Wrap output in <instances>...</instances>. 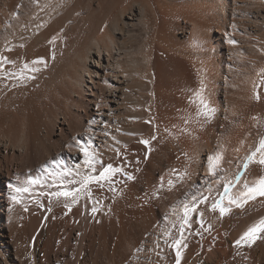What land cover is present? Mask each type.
I'll use <instances>...</instances> for the list:
<instances>
[{"label": "bare ground", "instance_id": "obj_1", "mask_svg": "<svg viewBox=\"0 0 264 264\" xmlns=\"http://www.w3.org/2000/svg\"><path fill=\"white\" fill-rule=\"evenodd\" d=\"M238 1L246 3L245 0H0V54L16 61V65L21 67L23 63H30L40 57H43L47 63V67L42 64L38 65L41 70L34 74L35 80L20 82V86L18 80L9 79L0 73V224L4 227L5 216L9 222L5 225L9 227V233L7 234L4 228L0 231V264H15V258L21 261L26 255L24 253L26 251H23L22 246H19V240L16 239L22 235L17 233L18 224H14L12 220V218H16L17 213L15 212L16 216L13 217L14 212H10V210L17 211V209H10L13 206L17 208L15 203L10 206L11 192L13 191V187L10 185H17V183L22 182L21 180H27V176L29 177L27 171L32 173L38 161L45 157L40 154L43 152L41 148L46 150L45 153H48V159L53 154L61 152L71 155L73 161L80 163H86V158L78 145L83 144L88 149L89 158L93 155L97 156L99 149L106 148L104 151L101 149V151L106 152L107 163L105 164L111 163L114 166L124 168V172L135 177L129 181L131 183L132 181L133 183L137 182L138 187L143 188L139 183L142 182L141 179L143 178L148 179L146 178L148 174L145 176L148 171L145 169L147 165L144 168L145 173L143 168L141 169V173H144L143 178H141L142 175H140L139 170L141 167H138L137 160H134V157L128 160L125 156L126 150L113 149L114 144L124 149L123 140L124 144L126 141L138 142L137 134L140 132L139 130H142V125L145 126L146 123H135L137 121L135 118H140L142 115L144 121H151V123L147 125V122L146 131L145 133L141 132L143 134L140 139L151 138L153 135L157 137L150 144L156 148V151L153 150L154 153H152L156 155L157 159L155 158V161L150 163L155 164L157 162L158 166L155 164V167H159L160 171H163L161 177L157 175L159 177L157 181L155 175L149 173L151 174V180L149 178L151 182L147 183L148 186H144L146 188H143L144 191L142 190V192L136 187L135 189L139 191L136 194L134 193L135 189L134 192L132 189L130 190V184L126 185L128 186L126 191L130 190L125 193L128 198V206L127 203H122L123 200H126L123 197L125 186L124 189L122 188L121 193L123 195L118 194L123 197L121 203L129 207L130 215L127 214L128 212H124L127 211V208L122 207L123 205H119L123 208L122 210L120 207V209H116L123 211L124 214L116 213L117 210H114L115 216L110 214L115 208L110 213V208L106 209L109 206H107L104 197L105 191L103 192L104 196L101 193V198H93L89 201V205L86 204L89 206L88 208L92 206L93 201H96L99 208L97 215L100 216L103 211L109 210L103 214L105 216L110 214L106 216L107 220L105 219L110 224L114 221L110 222L109 217L111 215L113 217L119 216V221V218L121 219L122 216L124 218L127 214L129 218H134V223L137 219L136 221L139 222L140 226H151L153 222L158 221L159 216L163 219L167 217L170 206L168 205L167 208L166 197H174L173 186H170L168 181H173L175 176L177 177L185 171L187 175L183 178L186 179L182 180L186 183L188 180L190 184L192 182L204 184L209 177L215 178L213 184L208 181L212 184L210 186L213 191L207 185L208 190H211L212 193L210 200L212 198L219 199L223 195L224 185L229 178L234 176L240 160L258 144L260 137L264 136V85L259 83L261 79L260 70L264 69V64H262L264 54L263 60L259 57L261 54L258 56L262 63L256 61V64L260 63L257 67L255 64H251V66H255L252 67L253 70L249 66L251 60H249V64L246 61L250 58L244 57V52L231 42L235 29H238L233 23L234 6H237ZM250 3L258 7L257 14L264 19V13L260 10L263 2L251 0ZM194 37L198 38L199 47L197 48L191 47V41ZM3 71H17V67L12 64H5ZM245 71H247L246 74H244ZM202 79L207 85L206 94L209 96L211 104L216 108L214 117L206 123L197 122L196 110L198 105L190 102L195 100L193 93L199 89ZM15 83L16 85L18 83V87L12 86ZM257 92L261 96L260 100L255 99ZM12 96L15 97L12 99ZM144 104H147L146 113L143 111L144 107L142 108ZM93 118L97 121L95 125L90 123ZM141 120L138 121L141 122ZM185 121L189 123H185ZM125 125H129V129H126L127 126ZM123 130H130L134 133L127 131L121 133ZM53 136L57 138L54 139ZM132 145L134 144L129 145L127 150L134 153L138 146L135 145V147L137 146L136 149ZM138 150L140 151V149ZM139 151L135 152L134 155L131 153L132 156H135L136 153L139 154ZM218 151L222 152L223 158L220 166L213 174L209 171L208 157ZM130 152L127 154L131 157ZM152 153L150 157H153ZM140 154L144 155V152ZM145 162L147 164V160ZM78 166L76 169L79 168ZM58 167L57 170H59ZM97 169L99 168L97 167ZM261 175H264V167L258 164L249 165L241 183L229 191V196L235 197L244 190V179L253 182ZM17 177H19V182ZM115 177V184L118 181L121 183V180L125 178L119 173ZM127 181L122 180L124 184ZM183 181L180 182L181 184L176 182L175 184L180 185L179 188H183L185 186H181ZM123 183L120 186L123 187ZM117 184L116 189L120 191ZM153 185L156 187L160 185L161 192L167 195L162 196L163 194L157 188L161 195L158 192L155 198L154 195L157 190L154 189L156 187ZM161 185L163 186L161 187ZM176 185H174V191L178 190ZM113 187L115 189L114 185ZM105 188L108 190L109 185ZM181 191L178 190L177 192L180 193ZM203 192L205 193V191ZM158 194L162 198L164 197V201ZM177 195L175 194L176 197H179ZM107 197L109 195H106ZM176 197L175 199H177ZM175 199H172L173 202ZM111 201L118 207L119 201L116 203L113 198ZM161 201L166 204L163 205L164 203L162 204ZM225 204H227V200H225ZM83 207L84 205L81 208ZM199 207L204 213L203 219H206L207 222L211 221L214 226L212 225L210 230L205 231L210 222L205 221L204 227L201 228L198 225L197 217L195 214L193 215L191 228L185 230L188 244L186 251L189 256L182 253V255H186L183 256L184 261H187L191 255L193 257L199 249L210 248L208 251L212 249L219 255V264H263L264 243L257 241L251 248H247L234 246V241L264 217V197L258 196L256 200L248 201L243 207L232 205L230 212L223 216L220 215L219 209L212 211L208 202ZM77 209L75 210L77 211ZM88 210H86L88 213L85 211L86 221L84 219L81 223L98 217L97 215L90 217L92 216L89 213L91 208ZM82 212L81 215H83ZM119 213L122 214L121 217ZM101 216L98 217V220H94L97 224L93 222V219L92 222L90 221L96 226H92L89 221L86 224H90L91 228L96 230L100 225L97 221L102 218ZM113 219L117 221V218ZM174 219L175 223L171 221L172 224L169 223V225L171 227V225L177 224V228L173 229L175 230L173 233L177 235L179 218L175 217ZM123 220L121 219L122 222H124ZM130 220L132 219H129L128 222ZM166 222L168 221L166 220ZM68 224L70 225V223ZM113 224L111 226L118 225V223ZM50 225L54 226V224ZM75 225L78 226V224ZM87 226L84 227L86 230ZM142 226L141 230L144 229ZM101 227L98 228L101 229L98 234L102 233ZM119 227L121 230L118 229V235L119 230L123 233L128 231L123 229L122 225ZM155 227H158V224ZM91 228L89 231H93ZM195 228L199 229L202 235H196L197 230L195 231ZM155 229L152 232H155ZM17 230L19 231V229ZM86 230L79 233L86 234ZM65 232L68 233L69 231ZM48 234L50 235V233ZM33 235L32 239L35 237ZM98 236L96 235V237ZM22 239L25 243L24 238ZM80 239L83 240V238ZM20 242L22 243V241ZM67 244L70 243L66 241ZM29 246L31 245L29 244ZM183 250L185 251V249ZM257 251L259 252L258 255H256ZM89 252L91 251L89 250ZM77 256L79 257V255ZM124 260L123 263L126 261ZM159 263H161L160 260ZM113 264L118 263L114 262Z\"/></svg>", "mask_w": 264, "mask_h": 264}, {"label": "rangeland", "instance_id": "obj_2", "mask_svg": "<svg viewBox=\"0 0 264 264\" xmlns=\"http://www.w3.org/2000/svg\"><path fill=\"white\" fill-rule=\"evenodd\" d=\"M246 1V3H240L239 1H238V3H237V6H234V15H233V23L235 24V27L236 28H238V29H235V30H233V31H235V33H234V37L233 36H231V37H233L232 39L233 40H235L236 41V43H234V45H235V47H238L242 52H244V54H243V56L244 57H246V58H250V59H248V60H246V61H248L247 63L249 64L250 62H249V60H251V63L249 64V66L252 68H254L255 66L254 65H252L251 66V64H255L256 65V67L260 64V63H262V64H264V58H263V54H264V19H262V18H260L259 17V14H257L258 12V7H255V5L253 4V3H250V1L251 0H245ZM262 2H263V5H262V8H260V10H261V12L262 13H264V0H261ZM254 5V6H253ZM253 6V7H252ZM259 18L258 20L256 19V18ZM256 19V20H255ZM258 24V25H257ZM259 28H258V27ZM247 29V30H246ZM239 30V31H238ZM244 30V31H243ZM247 31V32H246ZM241 32V33H240ZM246 32V33H245ZM235 35H236V37H235ZM248 36V37H247ZM250 37V38H249ZM243 39V40H242ZM249 39V40H248ZM138 43V42H137ZM239 44V45H238ZM238 45V46H237ZM262 52V53H261ZM261 54V56H259ZM249 55V57H247ZM261 58V60H263L262 62H261V60H260V58ZM254 58H256V59H254ZM263 58V59H262ZM245 59V58H244ZM258 59V60H257ZM256 61L258 62H260L259 64L257 63L256 64ZM251 68H249V69H251ZM252 68V69H253ZM256 69V68H255ZM254 70V69H253ZM246 72L247 71H245V73L244 74H246ZM248 74V73H247ZM16 84V83H15ZM21 85V83L19 82V86ZM16 87H18V83H17V85H16ZM13 88V87H12ZM13 97H15V96H12V99H13ZM144 107V108H143ZM147 104H144V105H142V108H143V111L146 113L147 112ZM141 108V109H142ZM146 108V109H145ZM142 111V110H141ZM143 112V113H144ZM144 113V115H146ZM143 116V115H142ZM140 117V118H138V117H136L135 119L137 120L135 123H140V124H144V123H146L147 124V120H145L144 121V116L143 117ZM147 117V116H146ZM140 119H142L141 120V122H143V123H141L140 121H138V120H140ZM145 124V126L144 125H142V130H139L140 132V134L138 133L137 135V137H138V142L136 143V142H134V143H131V142H127L126 141V143L124 144V140L122 141L123 143H122V145L124 146V149H121L120 147H119V145L117 146L116 144H114V148L113 149H118V151L120 150V151H122V150H126L125 151V156H127L126 158L129 160H131L133 157H134V160L136 159L137 160V162H138V167L140 166L141 168H139V170H140V173H141V169L143 168V172L145 173L146 171H145V169L146 170H148L146 173H145V176H146V178H148V179H144L143 178V174L144 173H141L140 175H142L141 176V178H143V179H141L142 180V182H140L139 183V185H141L144 189L146 188V187H144L145 185H149V184H147V183H149V182H151L150 180H151V174H149V173H152V175L154 176V177H156V179L155 180H157L158 181V178L159 177H161L160 175L163 173V171L161 172L160 170L161 169H159V167H155V164H157V162L155 163V164H151V163H153V161H155V158H156V155H154L153 153H154V151H156V148L153 146L152 147V145H149V146H145V145H143V144H141L139 141L141 140L140 139V136L143 134V133H145V131H146V128H147V125H149V123L146 125ZM125 126H127V128L126 129H129V125H125ZM145 127V128H144ZM144 129V130H143ZM125 131H127L128 133H134L133 131H128V130H123V132H121V133H125ZM126 132V133H127ZM141 132H143V133H141ZM53 138L55 139V138H57L56 136H53ZM53 139V140H54ZM146 139V138H145ZM147 139H150V138H147ZM130 143V144H129ZM128 144V145H127ZM131 144H134V145H132V146H134L135 147V145L137 144V146H138V149H140V151L137 149V151H139L138 153L139 154H135V156H132V154L131 153H133V151L132 152H130L129 150H127L128 149V146L129 145H131ZM151 144H152V141H151ZM48 145V144H47ZM49 145H50V143H49ZM127 146V147H126ZM144 146V147H143ZM113 147V146H112ZM151 149V151L149 152V150L148 149ZM102 149V148H101ZM101 149H99V156L97 155V157L98 158H101L100 160L103 162V161H105L106 160V152H103L104 150H106V148L104 149H102L103 151H101ZM144 150V151H143ZM146 150V151H145ZM154 150V151H153ZM41 151H43L42 153H40L41 155H43V156H45L44 158H42V160H40V161H38V163H37V166H35L34 167V170H32L33 172L31 173V171L29 172V170L27 171V175H29V177H33V178H37V179H39L40 180V183L39 184H37V185H34L33 186V188H32V192L34 193V194H37V198L39 197V199H40V201L44 204V207L43 208H41L40 206H37V205H39V204H37L36 202H34L33 200H29L28 198H26V197H22L21 198V201L22 202H19V203H15V202H12L13 200H11V203H10V206H11V204H12V206H13V203H15V205H16V207L17 208H15L14 206L12 207V208H10V209H17V211L15 210V211H11L10 210V212H14L13 213V217L14 216H16V213H17V216H16V218L14 219V218H12V220H13V223L14 224H18L17 225V227H16V231H17V233L19 234H21L22 236H20V238L18 237V238H16L17 240H19V242L17 241V240H15V241H17L18 243H19V246L23 249V251H26V252H24L26 255L24 256V259L22 258L21 259V261L18 259V260H16V258H15V264L17 263V264H89V263H91V264H113L114 262H117L118 264H120V263H122V264H128L130 261V263L129 264H170V262L172 261V263L171 264H175V250L174 249H171V248H169L167 245H165L164 243H163V239L165 238L164 237V233L167 231V229H168V231L170 230L172 233L175 231V230H173L174 228H172V225H171V227H170V225H169V223H171L172 224V222L173 223H175V217H173L172 215H173V211H174V209H177V206H176V204H178V203H180L179 204V206L183 203V202H186V199L188 198V197H191L192 195H199L201 192L202 193H204L203 191H205V194H207L208 192H209V190H208V186H210V184L211 183H208V181L209 182H212V184H213V180L215 179V178H212V177H209L207 180L208 181H205V183L204 184H201V183H198V182H192L191 184H190V181H188L187 180V183L189 184H187L185 181H183V180H185L186 178H183V180L182 179H178L177 181L175 180V179H177V177L175 176L174 178V180H175V182L176 183H180L181 181H183L184 183L181 185V186H183V185H185L183 188L181 187V188H179V186L178 185H176L175 184V182L173 183L174 185H176V188L178 189V190H180L181 191V189H183V191H181L180 193L179 192H177V191H174L175 190V187L173 186V195H174V197L172 196V197H166L167 199V201L168 202H166L167 203V208L169 207V210L167 211L168 213H169V215H168V213H167V217L166 218H162L161 216H159L158 218V221H156V222H153V224H151V226H149V225H147V226H145L144 227V225L142 226V228H144V229H142L141 230V226H140V224H139V222L138 221H136L137 219H135V223L133 222V220H134V218H129L128 217V215L127 214H129V207H126V206H124L123 204H125V203H127L128 201V198L126 197V195L127 194H125V193H128L131 189H132V192H134L133 190L137 187V189L140 187H138V184H137V182H135V183H133V181H132V183H131V181H129L125 176V178H126V180H125V178L124 179H122V180H124V181H127V182H129V183H123L122 182V180H121V183H118L117 182V180H116V182L118 183H116L117 184V187H119V190L120 191H118L117 189H116V184L115 183H113V185L115 186V189L117 190H115V195L116 196H118V197H116V196H113V194L112 193H110V191L109 190H107V188H105V187H107V183H104V185H103V187L101 188L102 190L100 191V186H99V184H96V183H92V184H89V188L91 189V192H92V199L93 198H101L102 196V194H103V196H104V191H105V199H106V204H107V206H109V207H107L106 209H109V210H106V211H103V212H107V211H109V213L111 212V210L113 209V208H115V209H113L112 211H113V213L111 212L110 214H112V215H114L115 216V214L116 213H118V212H121L122 214H124V212L125 213H127V214H125V216H124V218H123V216H122V214L121 213H119V215H120V217H121V219H124L123 221L124 222H122L121 221V219L119 218V221H118V217L119 216H117L116 215V217H113L112 215H111V217H109L110 219V222L111 221H113V225H115V224H117L118 223V225L120 224V223H123V224H120V225H122V227H123V229H127L128 231H125L124 233L123 232H121L120 230V225L118 226V225H115V226H111L112 224H110V223H107V222H109V221H106L107 220V217L106 216H109L110 214H107L106 216L103 214V212H102V214H101V212H100V214L102 215H100L102 218L99 220V221H97L100 225H99V227L98 228H102V233H99L98 234V232H101V229H96V230H93L91 227L92 226H94L95 225V221L94 220H98L99 218H100V216L99 215H97L98 213H99V211H98V213H96L95 214V216L97 215L98 217H95L96 219H94V218H92L93 219V222H95L94 223V225L93 224H91V222H92V219L90 220H88L89 221V223L92 225H90V224H86V223H88V221L86 222V223H81V221H83L84 219H85V214H86V210L87 209H89L90 210V208H88L89 206V201H91V200H89V199H87L86 197H82L81 198V200L78 202V203H76V204H78V206H76V204L75 205H73V207H72V210L70 211L72 214L70 215V212L64 207V200H63V198H60L59 200H57L56 198H53V199H51V203H49V197H47V196H44V195H39V194H42V193H45V192H47V191H49V190H51L50 188H48V187H46L45 188V182L47 181L48 183H51V181H50V179L48 178V176H47V173L48 172H55V171H60V170H64V168L66 167V165H67V167H66V169L67 170H70V168H71V170H72V168L73 169H76V167L78 166L79 168H77V169H81V171L83 170V172L85 171V172H88L89 174H92L91 173V171L89 170V169H87L88 167L86 166L87 164L86 163H83V162H75V161H73L72 160V157H71V155H66V153L65 154H63V153H55V155L53 154L52 156H50L49 157V159H48V153H45L44 151H46V150H44L43 148H41ZM49 151H51V150H49ZM49 151H47V152H49ZM137 151H135V152H137ZM130 152V154H131V157H130V155L129 154H127V153H129ZM134 152V153H135ZM144 152V155L143 154H140V153H143ZM148 152V153H147ZM153 152V153H152ZM116 153H117V151H116ZM134 153H133V155H134ZM150 153V154H149ZM151 153H152V156L153 157H150L151 156ZM45 154V155H44ZM40 155V156H41ZM102 155V156H101ZM141 155V156H140ZM143 155V156H142ZM147 155V156H146ZM149 155V156H148ZM35 156V155H34ZM39 156V157H40ZM124 156V157H125ZM148 157V158H146V157ZM155 156V157H154ZM62 157V158H61ZM104 157V158H103ZM125 158V159H126ZM141 158V159H140ZM151 159V161H149L150 159ZM153 158V159H152ZM59 159V160H58ZM157 159V158H156ZM44 160V161H43ZM147 160V164H146V161ZM73 161V162H72ZM41 162V163H40ZM140 162V163H139ZM142 162V163H141ZM151 162V163H150ZM83 163V164H82ZM105 163H107V160L105 161V162H103V165H105L106 166V164ZM141 164V165H140ZM70 165V166H69ZM83 165V166H82ZM84 165H85V167H84ZM146 165H147V167H146ZM57 166H59L58 167V169L59 170H57ZM62 167V169H61V167ZM156 166H158V164L156 165ZM99 168V169H97V172L96 173H93L92 175H95V174H98V172H99V170L101 169V165H96V168ZM146 167V168H145ZM83 168V169H82ZM145 168V169H144ZM147 168H149V169H147ZM87 169V170H86ZM124 169V168H123ZM152 169V170H151ZM139 170H137V171H139ZM152 172H151V171ZM157 170V171H156ZM136 171V172H137ZM154 172V173H153ZM138 173V172H137ZM118 174V173H117ZM137 175H139V174H137ZM139 175V176H140ZM159 177H158V176ZM35 176V177H34ZM116 176V175H115ZM114 176V178H113V181L115 180V177ZM138 176V177H139ZM150 176V177H149ZM152 176V179H154V177ZM178 176V175H177ZM28 176H27V179L29 178ZM149 178H150V180H149ZM212 179V180H211ZM146 180H148V181H146ZM173 180V181H174ZM22 182H20L21 183V185H23L27 180H21ZM137 181V180H136ZM140 180L138 179V182H139ZM156 182V181H155ZM15 183H17V182H15ZM20 183H17V185L19 186L20 185ZM122 183H123V187L122 186H120V185H122ZM142 183H145L144 185L142 184ZM106 184V185H105ZM128 184H130L129 186H131L130 187V190L127 192L126 191V188H128V186H126V185H128ZM132 184H133V186L135 185V187H133L132 186ZM181 184V183H180ZM211 184V185H212ZM13 185H16V184H13ZM16 185V186H17ZM38 185H40V186H38ZM42 185H43V187H42ZM191 185V186H190ZM208 185V186H207ZM105 186V187H104ZM124 186H125V191H124V199H126V200H123L124 202H122V199H123V197H122V195H123V193H121V191H123V189H124ZM178 186V187H177ZM188 186V187H187ZM204 186V188H202ZM39 189H38V188ZM153 187H156V186H154L153 185ZM199 187H201V188H199ZM206 187V188H205ZM211 187V186H210ZM210 187H209V189H210ZM36 188V189H35ZM114 188V187H113ZM122 190H121V189ZM143 188H139V191L140 192H142V190L144 191V189ZM157 188H159V191L161 192V188H160V185H159V187L157 186L156 188H154V189H156L157 190ZM188 188V189H187ZM191 188V189H190ZM46 189V190H45ZM137 189H135V194H136V192L138 193L139 191H137ZM154 189H152V190H154ZM213 188L211 187V190H212ZM13 190V189H12ZM11 190V191H12ZM39 190V191H38ZM41 190V191H40ZM44 190V191H43ZM128 190V189H127ZM172 190H171V193H172ZM189 190V191H188ZM97 191V192H96ZM158 190H157V192H155V190H154V192H155V198H156V195H157V193L159 192ZM185 191V192H184ZM193 191V192H192ZM200 191V192H199ZM213 191V190H212ZM37 192H39V193H37ZM42 192V193H41ZM153 192V191H152ZM159 192V194L161 195V193L163 194L164 192H161L160 193ZM177 192V193H176ZM192 194H191V193ZM102 193V194H101ZM107 193H109V194H107ZM118 193H120V194H122V195H120V194H118ZM13 194V191L11 192V195ZM100 194V195H99ZM112 194V195H111ZM159 194H158V196H159ZM175 194L177 195V194H179V195H177V196H179V197H176L175 196ZM106 195H109V197H107L106 198ZM165 195H167V194H163L162 196H165ZM121 196V197H120ZM158 196H157V198H158ZM116 197V198H115ZM126 197V198H125ZM159 197H161V196H159ZM175 197L177 198V199H175ZM86 198V199H85ZM112 198H113V200L114 201H116L117 200V198H118V200L117 201H119L120 203H118V207H117V204L115 205V203L113 204V201H111L112 200ZM122 198V199H121ZM169 198V199H168ZM27 199V200H26ZM83 199H85V200H83ZM116 199V200H115ZM175 199V203L173 202V200ZM179 199V200H178ZM183 199V200H182ZM48 200V201H47ZM107 200H109V201H107ZM158 200L160 201V199L158 198ZM161 200L162 201H164V197L162 198L161 197ZM165 200V201H166ZM181 200V201H180ZM111 201V202H110ZM117 201H116V203H117ZM126 201V202H125ZM158 201V202H159ZM161 201V202H162ZM109 202H110V205H109ZM123 204H122V203ZM160 202V203H161ZM172 202V203H171ZM35 203V204H34ZM164 202H162V204H163ZM166 203H164L163 205H165ZM171 203V204H170ZM174 203V204H173ZM37 204V205H36ZM86 204H88L87 206H86ZM111 204H113L112 206H111ZM23 205H27V206H24L23 207ZM80 205H81V207H82V205H84V207H86V208H81L80 207ZM119 205H123L122 207H125V208H127V211H118L117 209L120 207L121 208V210L123 209L121 206H119ZM169 205V206H168ZM111 206V207H110ZM116 206V207H115ZM127 206H128V203H127ZM179 206H178V208H179ZM25 207H27V208H25ZM30 207V208H29ZM31 207H32V209H31ZM76 207V208H75ZM172 207V208H171ZM173 207H176V208H173ZM48 208H51V211L49 212L48 211ZM78 208V209H77ZM80 208V209H79ZM117 208V209H116ZM119 208V209H120ZM173 210H171V209ZM21 209V210H20ZM75 209H77V211L75 210ZM84 209V210H83ZM37 210V211H36ZM81 210V211H80ZM88 210V211H89ZM116 211V213H115V211ZM125 210V209H124ZM32 211V212H31ZM74 211H76V212H74ZM79 211V212H78ZM84 213H83V212ZM86 211V212H85ZM91 211V210H90ZM16 212V213H15ZM27 212V213H26ZM29 212H31V213H29ZM66 212H68L67 213V215L65 214ZM78 212V213H77ZM81 212H82V214L83 215H81ZM172 214H171V213ZM21 213V214H20ZM76 213H77V215H76ZM88 213V212H87ZM90 214H92L91 212H89ZM15 214V215H14ZM35 214V215H34ZM89 214V215H90ZM23 215V216H22ZM25 215H28V216H25ZM33 216V217H31V216ZM69 215V216H68ZM76 215V216H75ZM88 215V216H89ZM130 215V214H129ZM21 216V217H20ZM24 216H25V218H24ZM31 218H30V217ZM36 216V217H35ZM40 218H39V217ZM69 218H68V217ZM105 216V217H104ZM26 217H27V219H26ZM34 217H35V219H34ZM45 217H47V219H45ZM67 217V218H66ZM87 217V216H86ZM90 217H93V214H92V216H90ZM90 217H87V218H90ZM127 217V218H126ZM171 218V217H173V218H171V219H169V218ZM5 218H6V216H5ZM4 218V220H3V223H5L4 224V227H3V225L2 224H0V231H1V229L2 228H4L5 229V232H7V234L9 233V227H7V226H5V225H7L9 222H8V220H6ZM37 218H39L38 220H37ZM59 220H58V219ZM71 218H73V219H71ZM113 218H117V221H116V219H113ZM127 220H126V219ZM132 219V220H130L129 222H128V220L129 219ZM176 218H179V217H177L176 216ZM16 219H18V220H16ZM40 219H41V221H40ZM56 219V220H55ZM71 221H70V220ZM78 219V220H77ZM80 219H82V220H80ZM104 219V220H103ZM106 219V220H105ZM162 219V220H161ZM168 221V222H166V220ZM169 219V220H168ZM173 219H174V221H173ZM22 220V221H21ZM26 220H27V222H26ZM49 220V221H48ZM54 222H53V221ZM67 220H68V222H67ZM76 220V221H75ZM102 220V221H101ZM204 220V219H203ZM15 221V222H14ZM18 221V222H17ZM25 221V222H24ZM31 221V222H30ZM36 221H37V223H36ZM52 223H51V222ZM61 221H62V223H61ZM73 221V223L71 224V222ZM78 221V222H77ZM85 221H86V219H85ZM84 221V222H85ZM91 221V222H90ZM102 223H101V222ZM121 221V222H120ZM172 221V222H171ZM207 222V220L205 219L204 220V223H206ZM8 222V223H7ZM40 222V223H39ZM56 222V223H55ZM117 222V223H116ZM120 222V223H119ZM159 222V223H158ZM161 222V223H160ZM164 222V223H163ZM210 222V224L211 225H213V223H211V221H209ZM209 222H207V223H209ZM25 223V224H24ZM36 223V224H35ZM68 223H70V225L68 224ZM78 224V226L77 225H75V224ZM124 223H126V224H124ZM156 223V224H155ZM166 223V224H165ZM50 224H54V226H52V225H50ZM56 224H57V226H56ZM62 224V225H61ZM97 224V223H96ZM102 224H104V225H102ZM106 224H107V226H106ZM132 224V225H131ZM157 224H158V227H155V226H157ZM161 224V225H160ZM25 225H27V226H25ZM32 225V226H31ZM83 225V226H82ZM88 225V226H87ZM199 225V227H200V224H198ZM198 225H197V227H198ZM31 226V227H30ZM74 226V227H73ZM87 226V230H86V228H84V227H86ZM90 226V227H89ZM96 226V225H95ZM111 226V227H110ZM117 226H118V229H120L119 230V235H118V233H117V231H118V229H117ZM126 226V227H125ZM138 226H140L138 229H137V227ZM154 226V227H153ZM168 226V227H167ZM214 226V225H213ZM39 227V228H38ZM52 227H54V228H52ZM67 228V230H65L66 228ZM73 227V228H72ZM80 227H81V229H80ZM113 227V228H112ZM121 227V228H122ZM125 227V228H124ZM135 229H134V228ZM146 227H148V228H146ZM152 227V228H151ZM196 227V228H197ZM48 228V229H47ZM52 228V229H51ZM57 228V229H56ZM63 228V229H62ZM89 228V229H88ZM90 228L94 231V233H93V231H89L90 230ZM154 228H156L155 229V232H152V231H154ZM171 228V229H170ZM195 228V231L197 230ZM17 229H19V231L17 230ZM21 229V230H20ZM23 229V230H22ZM30 229V230H29ZM44 229H45V231H44ZM54 229H55V231H54ZM69 229V230H68ZM82 230V231H80V230ZM112 229V230H111ZM137 229V230H136ZM149 229H151V230H148ZM165 229V230H164ZM35 230H37V231H35ZM46 230H48V231H46ZM71 230V231H70ZM86 230V234H82L83 233V231H85ZM98 230H100V231H98ZM135 230V231H134ZM145 230H147V231H145ZM173 230V231H172ZM35 231V232H34ZM39 231V232H38ZM43 231V232H42ZM65 231H69L68 233H66ZM78 233H77V232ZM113 233H112V232ZM139 231H141L139 234H137ZM162 231V232H161ZM26 232V233H25ZM45 232H46V234H45ZM79 232H82V233H79ZM91 232V233H90ZM96 232V233H95ZM131 232V233H130ZM135 232H136V234H135ZM16 233V234H17ZM33 233H34V235H33ZM48 233H50V235L48 234ZM146 233V234H145ZM151 233H154V234H151ZM175 233V232H174ZM173 233V234H174ZM48 234V235H47ZM52 234H53V236H52ZM67 234H69V236H67ZM79 234V235H78ZM81 234H82V237H81ZM93 234V235H92ZM112 234V235H111ZM121 234V235H120ZM158 234V235H157ZM32 235H33V239L31 238L32 237ZM40 235V236H39ZM55 235V236H54ZM66 237H65V236ZM71 235V236H70ZM83 235H84V237H83ZM85 235H86V237H85ZM94 236L93 238H92V236ZM96 235L98 236V237H96ZM114 235V236H113ZM116 235V236H115ZM175 235V234H174ZM24 236V237H23ZM79 236H80V238H83V240L82 239H80L79 238ZM88 236H90V237H88ZM131 236V237H130ZM24 238V240H25V243H24V241H23V239L22 238ZM51 237V238H50ZM55 238V240H54V238ZM68 237V238H67ZM112 237H113V239H112ZM119 237V238H118ZM146 237V238H145ZM154 237V238H153ZM39 238V239H38ZM66 238H67V240H66ZM70 238V239H69ZM87 238V239H86ZM97 238V239H96ZM128 238V239H127ZM131 238V239H130ZM135 238V239H134ZM144 238V239H143ZM79 239V240H78ZM93 239V240H92ZM118 239V240H117ZM152 239V240H151ZM155 239V240H154ZM157 239H160V246L159 247H157L156 246V241H157ZM30 240H33V241H30ZM38 240V241H37ZM70 240V242H68ZM85 240V241H84ZM94 240H95V242H94ZM121 240V241H120ZM125 240V241H124ZM136 240V241H135ZM20 241H22V243L20 242ZM66 241H67V243H70V244H67L66 245ZM81 241H84V242H82L81 243ZM99 241V242H98ZM107 241H109V242H107ZM115 241V242H114ZM118 241V242H117ZM26 242H27V244H26ZM38 242V243H37ZM47 242V243H46ZM72 242V243H71ZM89 242V243H88ZM92 242V243H91ZM111 242V243H110ZM123 242V243H122ZM151 242H152V244H151ZM52 243V244H51ZM80 243H81V246H80ZM83 243H84V245H83ZM96 243H98V244H96ZM101 243V244H100ZM114 243V244H113ZM117 243V244H116ZM118 243H120V244H118ZM141 243V244H140ZM25 244V245H24ZM29 244L31 245V246H29ZM51 244V245H50ZM65 244V245H64ZM71 244H72V246H71ZM94 244V245H93ZM111 244V245H110ZM130 244H132L131 246H129ZM27 245V246H26ZM61 245V246H60ZM62 245H64V246H62ZM70 245V246H69ZM87 245H89V246H87ZM98 245V246H97ZM102 245V246H101ZM103 245H104V247H103ZM107 245H109V246H107ZM165 245V246H164ZM144 246V247H143ZM86 247V248H85ZM100 247V248H99ZM130 247V248H129ZM151 247V248H150ZM153 247H155V248H153ZM12 249H13V247H11ZM53 248V249H52ZM74 248V249H73ZM83 248V249H82ZM89 248V249H88ZM97 248V249H96ZM110 248V249H109ZM113 248V249H112ZM137 248H140L141 249V251L138 253V252H136V249ZM153 248V249H152ZM158 248V249H157ZM169 248V249H168ZM21 249V250H22ZM24 249H27V250H24ZM72 249V250H71ZM105 249V250H104ZM145 249V250H144ZM160 249V250H159ZM210 248H208V249H204V250H201V249H199V251H196V253L194 254V256L193 257H191L190 256V258H191V260H190V258H188V260L187 261H184V257L186 256V255H188L189 253L186 251V249H185V251L183 250L182 251V253H184V254H186L185 256H184V254L182 255V259H181V264H182V262L184 261V264H219V262H218V258H219V255L214 251V250H212L211 249V251H208ZM82 250V251H81ZM89 250L91 251V252H89ZM93 250V251H92ZM95 250V251H94ZM98 250V251H97ZM132 250V251H131ZM201 250V251H200ZM53 251V252H52ZM85 251V252H84ZM129 251H131V252H129ZM133 251H135L134 253H133ZM147 251H148V253H147ZM170 251V252H169ZM174 251V252H173ZM73 252V253H72ZM81 252V253H80ZM112 252V253H111ZM118 252V253H117ZM169 252V253H168ZM205 252V253H204ZM71 253V254H70ZM131 255H130V254ZM157 253V254H156ZM94 254H95V256H94ZM127 254V255H126ZM130 256H129V255ZM138 254V255H137ZM163 254V255H162ZM202 256H201V255ZM205 254V255H204ZM259 254V252L257 251L256 252V255H258ZM30 255V256H29ZM55 255V256H54ZM77 255H79V257L77 256ZM116 255H117V258H116ZM125 255V256H124ZM141 255V256H140ZM160 255V256H159ZM31 256H32V258H31ZM100 256V257H99ZM129 256V257H128ZM138 257V258H133V257ZM162 256V257H161ZM184 256V257H183ZM189 256V255H188ZM15 257V256H14ZM78 257V258H77ZM90 257V258H89ZM104 257V258H103ZM128 257V258H127ZM170 257V258H169ZM211 257V258H210ZM9 258V260H10V257H8ZM67 258V259H66ZM93 258V259H92ZM94 258H96V259H94ZM105 259V260H103V259ZM124 258H127V260L125 261L124 260ZM133 258V259H132ZM140 258V259H139ZM203 258V259H202ZM208 258V259H207ZM27 259V260H26ZM72 259H73V261H72ZM91 259V260H90ZM131 259V260H130ZM136 259V260H135ZM161 261V263H159V260ZM214 259V260H213ZM35 260V261H34ZM48 260H50V261H48ZM66 260V261H65ZM93 260V261H92ZM100 260V261H99ZM118 260H120V261H118ZM125 261L124 263L122 262V261ZM168 260V261H167ZM171 260V261H170ZM183 260V261H182ZM67 261H68V263H67ZM95 261V262H94ZM48 262V263H47ZM50 262V263H49ZM63 262V263H62ZM96 262H98V263H96ZM136 262V263H135ZM138 262V263H137ZM163 262V263H162ZM189 262V263H188ZM199 262V263H198ZM263 264H264V261H263Z\"/></svg>", "mask_w": 264, "mask_h": 264}, {"label": "snow or ice", "instance_id": "obj_3", "mask_svg": "<svg viewBox=\"0 0 264 264\" xmlns=\"http://www.w3.org/2000/svg\"><path fill=\"white\" fill-rule=\"evenodd\" d=\"M234 27V26H233ZM55 39V38H53ZM232 43H236L235 40L231 41ZM191 47L197 48L199 47L198 38L194 37L191 41ZM54 58V53H53ZM5 64H12L17 67V71H3ZM44 65L47 67V63L43 57L37 58L34 61L23 63L22 67L16 65V61L10 60L7 56L0 54V73L2 75L7 76L9 79H15L19 82L23 83L28 80H35V73H38L41 69L38 65ZM261 79L259 81L260 84L264 85V69L260 70ZM16 87V84L12 85ZM207 85L205 81L202 79L200 81V87L197 89L193 95L195 100L190 101L198 105L196 110V118L198 123H206L210 121L215 113L216 108L211 104L209 96L206 94ZM255 99L260 100L261 96L259 92L255 94ZM255 119V118H254ZM91 125H95L97 123L96 119L93 118L90 122ZM151 123V121H148ZM185 123H189L185 121ZM157 137L153 135L150 139H141L139 142L145 146H149L152 140H156ZM86 158V163L88 169L91 173H96L97 168L96 165H101V169L98 174L92 175L88 172H81L80 169H72V170H60L55 172H48L47 176L50 179L51 183L45 182V186L50 188V191L39 194L49 197V203H51L52 198H56L59 200L63 198L64 207L70 212L72 210L73 205L78 203L82 197H86L87 199H92L91 189L88 187L89 184L96 183L99 184L100 187H103L104 183L109 185V191L112 192L113 196H115V189L113 188V177L119 173L125 176L128 180L135 179V177L129 173L124 172L122 167L114 166L111 163H108L106 166L103 165V162L95 155L89 158V151L83 145H78ZM151 149L149 148V152ZM222 152L218 151L213 155L208 157V167L211 173H215L217 168L220 166V162L222 160ZM258 164L264 167V136L260 137L257 145L253 147L251 151H249L241 160L240 164L237 166V171L234 176L229 178L224 185V193L220 196L219 199L212 198L211 190L207 194L200 193L199 195H192L186 199V202H183L179 208L174 209L173 216L179 217V226H178V234L173 235L171 231H166L163 239V243L167 245L169 248L175 250V264H181L182 251L188 247L187 237L185 236V230L191 228V220L193 215L197 217L199 221L200 227H204L203 211L200 210V205L206 204V202L210 203V209L215 211L219 209V213L221 216L230 212L231 206L235 205L236 207H243L250 200H256V198L264 197V175H261L257 180L253 182H249L247 179H244L243 182V191L239 192L235 197L229 196V191L235 187L236 185L241 183L242 178L245 176V173L249 169V165ZM175 171V170H173ZM187 175V172L180 174L177 176V179H183L184 176ZM17 181L19 182V177H17ZM40 183V180L37 178L29 177L27 181L23 185H10L13 187V194L11 199L15 203L21 202L22 197H27L28 199L34 200L41 208L44 207V204L37 198V194H34L31 190L34 185ZM168 184L170 186L173 185V181L169 180ZM163 185H161L162 187ZM225 200H227V204H225ZM48 211H51V208H48ZM99 211L98 204L96 201H93L91 206V213L93 216ZM67 215V212L65 213ZM47 219V217H45ZM172 228H177V224H173ZM212 225L209 223L205 231L210 230ZM196 235H202V233L197 229ZM260 241L264 243V217H262L258 223L253 224L249 227L243 234L234 241V246L236 247H247L251 248L253 245ZM156 246H160V239H157ZM141 249L137 248L136 252H140ZM137 258V257H133Z\"/></svg>", "mask_w": 264, "mask_h": 264}]
</instances>
